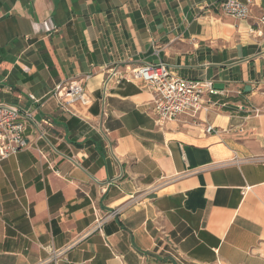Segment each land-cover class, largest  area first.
Segmentation results:
<instances>
[{
	"label": "crops",
	"instance_id": "1",
	"mask_svg": "<svg viewBox=\"0 0 264 264\" xmlns=\"http://www.w3.org/2000/svg\"><path fill=\"white\" fill-rule=\"evenodd\" d=\"M252 1L237 19L223 0H0V102L28 142L0 162V264H264V111L162 125L132 74L163 61L264 109ZM70 81L90 99L74 113L54 95Z\"/></svg>",
	"mask_w": 264,
	"mask_h": 264
},
{
	"label": "built area",
	"instance_id": "2",
	"mask_svg": "<svg viewBox=\"0 0 264 264\" xmlns=\"http://www.w3.org/2000/svg\"><path fill=\"white\" fill-rule=\"evenodd\" d=\"M253 1L242 2L240 0H223L222 12L227 16L237 19H247L251 14ZM260 29L264 28V15L259 20ZM262 34V30L258 31ZM155 54H160L157 47ZM132 74L144 83V86L153 93L152 114L159 124L167 121L178 120L183 115H196L201 111L208 112L213 107L225 109L228 105L220 100L228 92L215 87L211 79H197L176 74L171 67L161 61L158 64L146 63L133 69ZM54 95L59 105L70 113H74L71 106L75 102L89 103V97L83 85L77 81L60 84ZM31 98L39 101L33 94ZM246 112V115H259L264 111L263 107H251L239 105L238 112ZM21 110L11 104L0 102V162L15 155L20 149L28 146L23 137L26 122L21 120ZM26 117L33 119L31 113ZM212 131V126L206 129ZM55 261L63 251L57 250L53 245H48Z\"/></svg>",
	"mask_w": 264,
	"mask_h": 264
},
{
	"label": "trees",
	"instance_id": "3",
	"mask_svg": "<svg viewBox=\"0 0 264 264\" xmlns=\"http://www.w3.org/2000/svg\"><path fill=\"white\" fill-rule=\"evenodd\" d=\"M220 100L222 102H226L228 103V105L225 107L226 110H229V111H238V107H236L235 105H233L234 103H236L237 101L240 100L239 97H222L220 98ZM241 113H244L243 111H241Z\"/></svg>",
	"mask_w": 264,
	"mask_h": 264
},
{
	"label": "rangeland",
	"instance_id": "4",
	"mask_svg": "<svg viewBox=\"0 0 264 264\" xmlns=\"http://www.w3.org/2000/svg\"><path fill=\"white\" fill-rule=\"evenodd\" d=\"M261 27L259 26V28H258V30H257V33H258V31L259 30H262V34H261V36H264V28H262V29H260ZM259 35V34H258Z\"/></svg>",
	"mask_w": 264,
	"mask_h": 264
},
{
	"label": "water",
	"instance_id": "5",
	"mask_svg": "<svg viewBox=\"0 0 264 264\" xmlns=\"http://www.w3.org/2000/svg\"><path fill=\"white\" fill-rule=\"evenodd\" d=\"M249 90V86H246V91Z\"/></svg>",
	"mask_w": 264,
	"mask_h": 264
}]
</instances>
